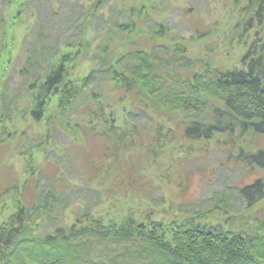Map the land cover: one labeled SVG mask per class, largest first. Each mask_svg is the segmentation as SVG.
<instances>
[{
  "label": "trees",
  "instance_id": "16d2710c",
  "mask_svg": "<svg viewBox=\"0 0 264 264\" xmlns=\"http://www.w3.org/2000/svg\"><path fill=\"white\" fill-rule=\"evenodd\" d=\"M142 1L145 0H72L56 19L63 27L55 33L49 30L50 35H46L42 27L35 25L42 31H37L33 57L27 65L35 70L23 91L26 95L40 87L43 93L34 96V105L29 112L31 123H42L49 101L57 97L61 115L73 111L85 116L84 123L76 125L74 134H80L81 141L87 137L99 138L105 144V154L100 161L96 160L97 163L88 157L96 175L85 177L80 188L72 185L61 172L62 167L67 166V158L74 156L73 145L62 148L57 145L54 132L59 127L54 118H48L45 141L39 145L45 161L36 172L46 181L41 182V187L36 173L32 172L23 183L21 199L15 200L17 214L6 228L0 227V264H14L18 258L14 257L16 250L22 247L31 264H264V237L261 234H236L224 228L213 230L206 223L197 224L193 220L177 221L168 227L152 220V212L146 221H135L131 216L114 230L92 217L99 202L87 205V199L85 202L78 199L80 203L71 201L70 192L75 190L85 192V195L94 193L99 198L100 190H95L94 181L107 173L109 162L106 158L112 157L111 162H118L119 152L132 146H140L148 155L157 157L176 141L194 143L210 141L217 135L231 138L247 133L264 138V49L251 50L245 69L221 70L207 63L202 70L198 66L199 59L191 55L187 44L182 45V41L175 38L170 25L151 17ZM235 1L238 5L245 2V25L253 27L255 21L264 19V0ZM30 5L40 19L44 1L32 0ZM87 30H96L97 37L85 39ZM137 31L141 32L138 41H129ZM100 37L103 41L95 49L92 59L97 62L96 68L84 79L82 86L67 85L69 66L76 67L78 61L74 63V60L81 56L85 60L90 47ZM72 48L78 49L68 54L62 51ZM58 57L55 67L53 62ZM26 70L24 74L29 73ZM99 79L106 82L107 90L109 84L116 88L111 99L106 91L96 90ZM88 88H95L94 98L108 104L109 100L119 103L130 100L123 127L108 124L106 120L104 126L94 124V117L100 111L94 104L80 109L81 93ZM9 105L3 119L14 121ZM171 107L181 111L188 121L183 120L174 127L172 117L165 118L168 111L173 110ZM144 134L147 135L145 142L150 143L144 144L140 139ZM51 140L52 148L49 147ZM4 145L1 141L0 151H5ZM93 153L89 151L91 158ZM236 160L264 172V148L255 152L241 149ZM102 163L105 165L101 166ZM47 165L58 171L55 179L48 178ZM10 181L8 186L0 185V203L18 190L20 180L15 177ZM31 183L34 184L35 201L28 203L26 193ZM238 190L248 208H254L264 200V181L261 179ZM73 206L75 223L69 226L63 214ZM60 217L63 224L59 223ZM35 222H39L41 231L37 232L33 227Z\"/></svg>",
  "mask_w": 264,
  "mask_h": 264
},
{
  "label": "rangeland",
  "instance_id": "374dc122",
  "mask_svg": "<svg viewBox=\"0 0 264 264\" xmlns=\"http://www.w3.org/2000/svg\"><path fill=\"white\" fill-rule=\"evenodd\" d=\"M31 1L0 0V142L5 144V151H0V185L8 186L10 179L15 177L20 180L18 190L0 203V227L5 228L18 212L15 200L21 199L23 183L45 161L39 145L41 141H45L49 117L54 118L57 128L59 127L54 132L57 145L61 148L73 145L74 156L67 158V166L64 165L61 172L72 185L80 188L85 177L93 178L96 175L88 157L91 162L97 163L96 160L100 161L105 154V144L99 138L87 137V140L85 138L81 141L80 134H74L76 125L84 123L85 116L74 114L73 111L61 115L57 97L49 101L42 123L36 125L29 119L34 96L43 93L40 92V87L26 95L23 91L25 83L28 85L35 70L30 65L27 66L29 59L33 57V44L38 38L35 25L42 27L46 35H50L49 30H54L55 33L58 28L63 27L56 19L67 10L72 0H43L40 19L32 9ZM142 3L147 6L151 17L170 25L175 38L179 42L181 40L182 45L186 43L191 55L199 59L198 66L202 70L207 63L210 67L221 70L245 69L251 50L264 49V19L255 21L253 27L245 25V2L238 5L235 0H145ZM105 11L108 14L110 12L108 9ZM141 23H138L139 26ZM95 31L87 30L85 39L89 41L96 38L98 34ZM140 33L137 31L134 36L129 37V41H138ZM102 41L103 37L95 40L88 57L84 60L81 56L74 60V63L78 61L74 68L72 64L69 66L67 85H83L84 79L96 68L97 62L92 59L95 49ZM170 43L174 45V42ZM77 49L62 51L68 54ZM36 55L44 59L41 53ZM44 56L47 57L45 54ZM58 62L59 57L53 62V66L57 67ZM26 69L29 73L24 74ZM96 85V90L106 91L109 99L115 95L116 88L112 84H109V90L104 80L99 79ZM93 89L95 88L84 89L81 93L80 109L94 104L100 110L98 116L94 117V124L104 126L106 120L108 124L123 127L127 122L130 100L120 103L109 100L110 105L107 101L95 99ZM213 101L217 104V100ZM7 104L12 108L14 121L3 119ZM171 109L173 110L168 111L165 118L172 117L174 127L187 120L181 111L175 107ZM151 124L150 122L149 125ZM140 139L145 142L147 135H142ZM53 144L51 140L49 147L52 148ZM140 148L132 146L121 150L118 162H111L112 157L106 158L109 162L107 173L94 181L95 190H100L99 198L94 193L85 195V192L75 190L70 192L71 201L77 203L78 199H83L84 202L87 199V205L99 202L92 217L104 227L114 230L131 216L135 221H146L152 212V220L167 224L168 227L177 221L193 220L197 224L206 223L213 230L224 228L236 234L257 233L264 237V200L254 208H248L238 190L258 179L264 181V172L257 167L248 168L236 160L241 149L246 152L263 149L262 136L247 133L243 137L234 135L231 138L217 135L210 141L194 143L176 141L165 149L164 154L157 157L148 155ZM89 151L94 152L93 158L89 156ZM103 165L105 163L101 164ZM3 171L8 175L2 174ZM46 172L49 179H55L58 173L50 165H47ZM36 178L42 187L41 182L46 181L45 177L36 173ZM33 186L31 183L26 193L28 203L35 201ZM74 206L63 214L65 223L69 226L75 223ZM60 218L59 223L63 224V218ZM33 227L37 228V232L41 231L39 222H35ZM14 257H18L14 264H31L23 247L16 250Z\"/></svg>",
  "mask_w": 264,
  "mask_h": 264
}]
</instances>
